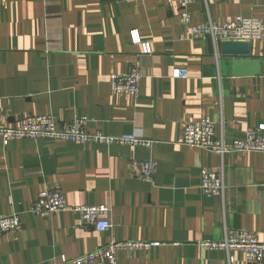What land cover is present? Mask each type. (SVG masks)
Here are the masks:
<instances>
[{
	"label": "crops",
	"instance_id": "obj_1",
	"mask_svg": "<svg viewBox=\"0 0 264 264\" xmlns=\"http://www.w3.org/2000/svg\"><path fill=\"white\" fill-rule=\"evenodd\" d=\"M192 23L238 16L264 22V0H198ZM176 0H0V111L3 127L25 115L59 124L86 117L91 133L134 135L150 146L81 143L56 138L0 137V213L20 215V229L0 237V264H73V259L117 241L160 242L122 249L119 264H229L226 228L264 241V152L221 155L183 143L184 127L209 116L217 137L243 139L264 123V72L234 76L220 40L194 37ZM137 30L142 42L133 43ZM264 56V42L252 41ZM138 66V96L115 93L113 73ZM187 69V78H175ZM153 161L148 181L135 161ZM223 168L224 195L200 188L201 171ZM60 188L67 209L31 212L39 192ZM108 204L112 227L82 222L78 205ZM234 264H247L240 251Z\"/></svg>",
	"mask_w": 264,
	"mask_h": 264
},
{
	"label": "built area",
	"instance_id": "obj_2",
	"mask_svg": "<svg viewBox=\"0 0 264 264\" xmlns=\"http://www.w3.org/2000/svg\"><path fill=\"white\" fill-rule=\"evenodd\" d=\"M176 1L181 6L180 20L190 27V32L194 37L210 36L214 41L239 39L264 42V22L259 18L238 16L222 23L209 19L204 23L194 25L189 6L198 0ZM132 39L133 43L142 44L145 54L152 52L150 43L142 42L137 30L132 31ZM188 76L187 69H176L173 72L175 78H187ZM142 78V70L134 66L128 73H113L110 83L115 93L136 97L139 95ZM2 117L3 113L0 111V120ZM87 121L86 117H78L67 124H59L48 115L27 114L17 126L3 127L0 125V137L3 140L48 137L81 143L151 145L150 140L134 135L110 136L102 132L91 133L87 129ZM182 141L186 145L209 150L222 157L233 152L240 154L264 152V123L258 127L248 128L243 139L226 140L224 137H217L215 122L209 116H203L200 120L185 125ZM134 166L138 176L148 181L153 180L155 174L153 161L137 160ZM200 188L208 195H224L226 184L223 168L218 171L204 168L201 171ZM67 208L65 195L60 188L45 189L39 192L31 212L53 214ZM72 211L80 214L84 224L91 225L100 232H105L112 227V222L108 218L111 207L108 204L78 205L74 206ZM21 226L22 221L18 213H0V237L20 229ZM159 243L113 240L105 246L74 258L73 264H119L120 250L150 249ZM201 245L208 250L226 251L229 264H234V258L230 256L233 251L242 252L247 264H264V241L249 230L226 228L225 237L222 240H202ZM67 261L64 256L62 263Z\"/></svg>",
	"mask_w": 264,
	"mask_h": 264
},
{
	"label": "water",
	"instance_id": "obj_3",
	"mask_svg": "<svg viewBox=\"0 0 264 264\" xmlns=\"http://www.w3.org/2000/svg\"><path fill=\"white\" fill-rule=\"evenodd\" d=\"M221 51L233 58L234 76H252L264 72V56L252 54V41L228 39L220 41Z\"/></svg>",
	"mask_w": 264,
	"mask_h": 264
}]
</instances>
